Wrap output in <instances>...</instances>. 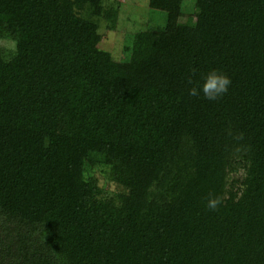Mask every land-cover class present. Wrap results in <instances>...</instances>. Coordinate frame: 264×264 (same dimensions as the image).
<instances>
[{
  "label": "trees",
  "instance_id": "trees-1",
  "mask_svg": "<svg viewBox=\"0 0 264 264\" xmlns=\"http://www.w3.org/2000/svg\"><path fill=\"white\" fill-rule=\"evenodd\" d=\"M105 2L0 0V264H264V0H148L127 60Z\"/></svg>",
  "mask_w": 264,
  "mask_h": 264
},
{
  "label": "rangeland",
  "instance_id": "rangeland-1",
  "mask_svg": "<svg viewBox=\"0 0 264 264\" xmlns=\"http://www.w3.org/2000/svg\"><path fill=\"white\" fill-rule=\"evenodd\" d=\"M85 13L87 18L100 25V47L112 52L115 58L124 60L139 59L142 56L144 31L160 28L166 20V13L150 9L148 0H106L105 14L99 19L91 15L89 7ZM190 15L183 21L190 18L195 22L196 17ZM0 46L13 48L14 42L0 40ZM114 181L115 178H101L102 185H109L112 190L116 188Z\"/></svg>",
  "mask_w": 264,
  "mask_h": 264
},
{
  "label": "clouds",
  "instance_id": "clouds-1",
  "mask_svg": "<svg viewBox=\"0 0 264 264\" xmlns=\"http://www.w3.org/2000/svg\"><path fill=\"white\" fill-rule=\"evenodd\" d=\"M231 79L228 75L213 70L206 74L202 84L194 86L190 89L189 94L197 97L203 93V96L209 100H216L229 91ZM220 203V199L210 198L207 203L209 209H216Z\"/></svg>",
  "mask_w": 264,
  "mask_h": 264
}]
</instances>
